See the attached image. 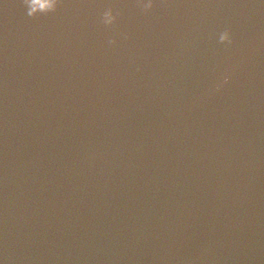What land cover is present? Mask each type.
<instances>
[{"label":"water","instance_id":"water-1","mask_svg":"<svg viewBox=\"0 0 264 264\" xmlns=\"http://www.w3.org/2000/svg\"><path fill=\"white\" fill-rule=\"evenodd\" d=\"M0 264H264V0H0Z\"/></svg>","mask_w":264,"mask_h":264},{"label":"clouds","instance_id":"clouds-1","mask_svg":"<svg viewBox=\"0 0 264 264\" xmlns=\"http://www.w3.org/2000/svg\"><path fill=\"white\" fill-rule=\"evenodd\" d=\"M135 2L144 13H148L154 8L156 0H135ZM63 3L64 0H22V4L26 8V15L32 19H35L41 15L47 16L49 14L55 13ZM120 15L121 13L118 10H114L113 7L109 6L101 14L100 23L105 28H114ZM121 35L125 40L129 38L128 34L126 33H122ZM219 42L221 44L227 45H232L234 43L231 31L229 29H225L219 34ZM115 44V38L108 40L109 46H113ZM137 71H139V68ZM229 78V75L226 73L223 76L222 83L216 85V90H219L223 83H227Z\"/></svg>","mask_w":264,"mask_h":264}]
</instances>
